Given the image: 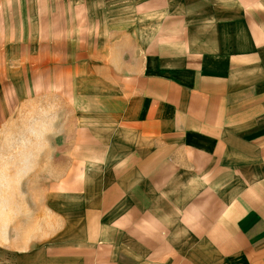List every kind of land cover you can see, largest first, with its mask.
<instances>
[{"label": "crops", "instance_id": "crops-1", "mask_svg": "<svg viewBox=\"0 0 264 264\" xmlns=\"http://www.w3.org/2000/svg\"><path fill=\"white\" fill-rule=\"evenodd\" d=\"M0 145L19 264H264V0H0Z\"/></svg>", "mask_w": 264, "mask_h": 264}, {"label": "rangeland", "instance_id": "rangeland-1", "mask_svg": "<svg viewBox=\"0 0 264 264\" xmlns=\"http://www.w3.org/2000/svg\"><path fill=\"white\" fill-rule=\"evenodd\" d=\"M130 3V2H129ZM131 8V4L128 3L122 4V12H129ZM2 146L0 145V151L2 150ZM3 170L0 169V198L3 196L2 184L6 182L7 176L3 174ZM1 212V207H0ZM20 260L26 261V257H20L18 253L14 251H10L6 248L0 246V264H19ZM29 262H24L22 264H28Z\"/></svg>", "mask_w": 264, "mask_h": 264}]
</instances>
